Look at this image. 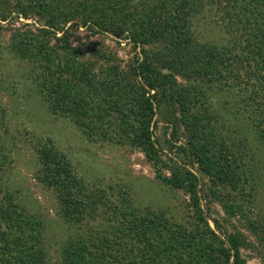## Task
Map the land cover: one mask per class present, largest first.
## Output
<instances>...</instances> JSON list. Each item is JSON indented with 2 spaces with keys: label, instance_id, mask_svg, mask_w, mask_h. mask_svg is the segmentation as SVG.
<instances>
[{
  "label": "trees",
  "instance_id": "trees-1",
  "mask_svg": "<svg viewBox=\"0 0 264 264\" xmlns=\"http://www.w3.org/2000/svg\"><path fill=\"white\" fill-rule=\"evenodd\" d=\"M18 17L34 18L36 25H13ZM2 22L11 25L6 49L25 62L26 78L51 112L69 117L89 141L139 148L155 178L189 198L190 214L177 218L165 208L136 204L125 191L114 198L91 191L50 138L29 136L34 177L56 194L73 226L58 247L59 264H246L245 236L210 225L196 175L165 161L152 126L163 100L175 105L177 116L170 111L167 119L172 133L180 122L186 137L177 151L215 184L214 197L242 211L222 191L229 188L250 202L246 208L257 206L264 187L254 168L262 162L247 153L246 140L253 133L264 144V0H0V29ZM79 28L138 47L132 63L124 70L102 54L110 65L96 67L86 46L72 43ZM3 84L0 77V92ZM217 92L233 97L236 115L252 132L224 120L210 99ZM7 118L2 112L0 264H51L44 219L4 177L15 147ZM249 225L254 234L264 231V221Z\"/></svg>",
  "mask_w": 264,
  "mask_h": 264
},
{
  "label": "rangeland",
  "instance_id": "rangeland-1",
  "mask_svg": "<svg viewBox=\"0 0 264 264\" xmlns=\"http://www.w3.org/2000/svg\"><path fill=\"white\" fill-rule=\"evenodd\" d=\"M13 21V25L24 22L31 26L36 25L34 18L18 17ZM2 25L4 28L0 29V77L4 80L5 89L0 92V105L3 110L0 111V116L2 112L8 116V121L4 125H8V133L15 138L14 151L4 169V177L26 208L44 219L46 246L51 264H59L58 247L68 238L73 226L63 217V206L56 194L34 177L37 162L30 147V140L33 137L29 136H39L42 140L50 138L59 151L68 158L74 171L91 191L98 189L99 193L103 191L110 198H114L111 196L117 194L118 190L125 191L140 206L165 208L177 218L190 214L188 195L182 189H174L158 181L151 164L139 148L104 139L89 141L69 117L54 114L46 107L43 99L26 78L25 62L12 56L6 49L11 25L5 26L4 22ZM208 28L210 29L211 25H208ZM72 43L80 47L86 46L88 50L86 56L95 61L96 67L110 65L108 60L100 56L108 54L112 59L110 62L126 70L132 63L135 52L138 51V47L135 49L126 40L108 33L91 34L83 28H79ZM211 98L214 101V108L220 110L226 122L229 120L234 128L252 132L246 125V119L239 114L236 115L231 95L217 92L216 95L210 96ZM167 103L168 101L163 100L156 109L152 126L156 144L163 158L168 163L177 161L180 166L190 169L196 175L200 203L210 225L219 233L223 231L242 233L247 245L240 250L246 264H261L264 256V231L254 234L249 221L251 219L264 221L262 192L257 196V206L246 208L250 202L245 197L229 188H222L225 194H229L228 197L243 205L242 211L239 209L231 211L224 206V201L215 198L212 193L216 188L215 184L201 173L197 164L190 163L185 153L177 151V145H184L186 137L178 121L175 124L176 132L172 133L174 126L167 117L170 111L177 116L178 111L175 105ZM230 133L237 135L238 132ZM248 135L247 153L253 154L262 162L259 169L254 168V172L256 183L263 188L264 144L253 133ZM165 171L167 172V169ZM101 218L104 220V217Z\"/></svg>",
  "mask_w": 264,
  "mask_h": 264
}]
</instances>
